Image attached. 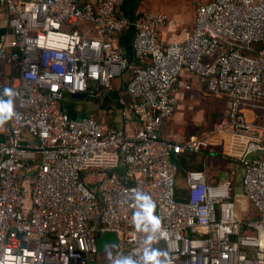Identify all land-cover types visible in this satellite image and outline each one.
<instances>
[{"label": "built area", "instance_id": "built-area-1", "mask_svg": "<svg viewBox=\"0 0 264 264\" xmlns=\"http://www.w3.org/2000/svg\"><path fill=\"white\" fill-rule=\"evenodd\" d=\"M123 1L0 0L15 34L14 45L0 46V78L4 64L20 69L12 80L18 116L0 142V264H98L97 239L107 232L138 258L146 234L132 222L136 191L155 202L153 247L174 264H264V136L244 114L264 103V0L198 4L194 31L167 44L159 33L167 16L131 23L118 15ZM129 30L134 61L112 43ZM184 72L230 99L222 131L247 138L240 195L257 220H240L231 184L202 170L186 172L178 199L175 157L210 145L209 137L160 135L176 114ZM127 75L126 98L112 100L100 121L64 105L75 95L102 101L99 88Z\"/></svg>", "mask_w": 264, "mask_h": 264}, {"label": "crops", "instance_id": "crops-1", "mask_svg": "<svg viewBox=\"0 0 264 264\" xmlns=\"http://www.w3.org/2000/svg\"><path fill=\"white\" fill-rule=\"evenodd\" d=\"M208 0H124L118 8V15L125 17L131 23L137 22L147 16L165 15L166 24L159 29L161 41L167 43H183L188 34H191L196 26L195 12L198 4H204ZM82 33L94 38L93 28L84 26ZM133 32L129 30L112 39L113 45L129 60L134 61L132 52ZM14 45L15 34L9 25L8 15L0 8V46L1 44ZM19 68L12 64H4L1 69L0 94L4 88H11L14 91L12 80L18 77ZM129 76L116 80L111 84V89L102 92V101H89L86 99L73 100L82 103V113L72 116L79 117L83 114L99 115V112L107 107L112 100L126 98L125 87ZM178 108L176 114L169 121L163 124L160 135L168 140L178 143L187 142L192 137H208L204 134L200 136L201 127L206 129V124L202 122L204 115V99L212 98L214 103L220 100L226 101L230 106V99L226 96H216L211 94L206 82L188 72L179 79ZM91 102L94 104H88ZM68 108V107H67ZM71 109V107H70ZM217 109V108H216ZM69 110V109H68ZM88 112V113H86ZM244 114L248 121L254 125L259 134L264 136V103L257 105H247L244 107ZM229 113L221 126L222 129L214 136L209 137V147L199 153H181L175 157L177 163L178 156L196 154V159L201 164L198 168L204 171L210 181L215 183H230L234 189V196L237 197V212L240 220H257L256 214L250 205L241 197V167L239 157L242 155L247 138L235 136L231 131L224 130L229 123ZM118 126V124H115ZM120 127V125L118 126ZM221 128V127H220ZM8 122L0 127V142L7 138ZM136 127L132 126L128 132L133 133ZM190 170V169H189ZM180 175V174H179ZM179 181V177H178ZM183 190L186 189L183 187ZM186 198V195H185Z\"/></svg>", "mask_w": 264, "mask_h": 264}, {"label": "clouds", "instance_id": "clouds-1", "mask_svg": "<svg viewBox=\"0 0 264 264\" xmlns=\"http://www.w3.org/2000/svg\"><path fill=\"white\" fill-rule=\"evenodd\" d=\"M16 93L11 88H4L0 94V127L13 118H17L15 111ZM135 212L132 216L133 226L138 232L145 235L142 255L134 258L131 255H114L109 249L113 245H106L105 252L109 264H174L172 257L167 251L153 247L161 232V219L155 214L156 204L146 193L136 191L134 193Z\"/></svg>", "mask_w": 264, "mask_h": 264}, {"label": "rangeland", "instance_id": "rangeland-1", "mask_svg": "<svg viewBox=\"0 0 264 264\" xmlns=\"http://www.w3.org/2000/svg\"><path fill=\"white\" fill-rule=\"evenodd\" d=\"M99 92L102 93L103 89L99 88ZM72 101H73L72 97L67 96L66 99L64 100V105L68 107L69 109L68 111L70 113H72L73 115H79L80 113H82L83 110L82 103L78 101L72 104ZM203 103L205 106V110H204V115L202 117V122L206 124V129L201 127L199 133L200 136L206 134L208 135V137H211L214 136L216 132L222 129L223 126L221 125L222 123L225 122L227 118V114L229 113V104H227V100L226 101L220 100V103H214L212 101V98L209 97L205 98ZM88 104L94 106V104L91 102H87V105ZM94 117L98 121L103 119L100 118L98 115ZM106 125H109L108 122H106ZM195 156L196 154L183 155L186 166L180 169V175L178 181L179 189H183V187H185V176H186V172L189 171V169L199 170L198 168L200 167L201 164H198L199 161L196 159ZM233 193H234V189H233ZM109 250L112 251L114 255L123 254L122 250L119 247H112ZM98 264H109L105 251L99 254Z\"/></svg>", "mask_w": 264, "mask_h": 264}, {"label": "water", "instance_id": "water-1", "mask_svg": "<svg viewBox=\"0 0 264 264\" xmlns=\"http://www.w3.org/2000/svg\"><path fill=\"white\" fill-rule=\"evenodd\" d=\"M72 99L73 100H80V99H85V97L83 95H75L72 97ZM106 245H113L115 247H117L119 245V239L115 233L107 232L105 234H102L97 239V247H98V250L100 253L105 251Z\"/></svg>", "mask_w": 264, "mask_h": 264}, {"label": "trees", "instance_id": "trees-1", "mask_svg": "<svg viewBox=\"0 0 264 264\" xmlns=\"http://www.w3.org/2000/svg\"><path fill=\"white\" fill-rule=\"evenodd\" d=\"M260 48H263V47L260 46ZM86 113H88V112H86ZM86 116H88V114L80 115L78 118H82V117H86ZM111 126H113V124H111ZM177 158H178L177 165L179 166V169H181L182 167H185L186 164H185V159L183 158V155L182 156H178ZM185 195H186L185 190L178 188V191H177L178 199L179 200H184L185 199Z\"/></svg>", "mask_w": 264, "mask_h": 264}]
</instances>
